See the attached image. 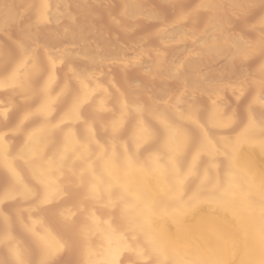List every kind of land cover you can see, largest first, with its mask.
Returning a JSON list of instances; mask_svg holds the SVG:
<instances>
[{"label":"bare ground","instance_id":"obj_1","mask_svg":"<svg viewBox=\"0 0 264 264\" xmlns=\"http://www.w3.org/2000/svg\"><path fill=\"white\" fill-rule=\"evenodd\" d=\"M85 1L0 0V264H264V0Z\"/></svg>","mask_w":264,"mask_h":264},{"label":"rangeland","instance_id":"obj_2","mask_svg":"<svg viewBox=\"0 0 264 264\" xmlns=\"http://www.w3.org/2000/svg\"><path fill=\"white\" fill-rule=\"evenodd\" d=\"M85 3L86 4H88V6L89 7H91V10L93 11V12H95L97 15H98V19H97V22H96V25L98 26V28L99 27H104L103 29L104 30H107L108 31V33L111 35V36H113L112 37V43L115 45L116 43L117 44H121L123 47H125V56H124V59H126L127 61H129V68L130 69H135L134 68V66L132 65V64H130L131 62H139V63H141V64H145V63H149V62H151L152 61V57L151 56H147L146 54L148 53V49H149V47H151L152 45H154V44H156V40H153V38L151 37V38H149L148 40L146 39L142 44H140V51L136 54L135 52H133L132 50H131V47H133V45H136V43L137 44H139V41H140V39L142 38V36L146 33V32H151V31H154V30H156L157 29V27H158V24L157 23H151V22H147V23H145V22H141L140 24H139V27L138 28H135V29H133L132 31H130L129 33H120V32H118L116 29H112V26L109 24V22H107V20H105V15H106V11H110V12H112L113 14H115V13H118L119 11H120V9H121V3H120V1L119 0H111V5L109 6V7H106V6H103L102 4H101V2H99V4L100 5H98L97 4V6L95 5V7L93 6V4L94 3H92V2H88L87 0L85 1ZM148 6H147V5ZM145 5H146V9L144 10L145 12L148 10V12L147 13H149V12H153V11H151V10H154V12H155V10L157 11V12H161V14H163L164 16H166L167 18H170L172 15V12H173V10H172V8H170L169 6H167V7H165L164 5H161V4H159L156 0H145ZM151 7V8H150ZM150 8V9H149ZM154 8V9H153ZM165 12H166V15H165ZM171 15V16H170ZM171 19V18H170ZM109 24V25H108ZM172 24V23H171ZM157 26V27H156ZM172 26H174V27H172V29L171 30H175V29H177V27L178 28H180V26H176V25H174V24H172ZM111 27V28H110ZM232 27H233V29H234V31L236 30L237 32H239L240 31V28L241 27H237L236 28V21H234V25H232ZM110 29V30H109ZM201 29H202V27H201ZM232 29V30H233ZM242 29V28H241ZM114 30V31H113ZM111 31L113 32V33H111ZM109 35V36H110ZM142 35V36H141ZM188 37H190V36H188ZM199 37V36H198ZM197 37V39H199ZM147 41V42H146ZM187 40H183L180 44H178V49L179 50H183V51H185V50H189V51H195V50H197L196 49V47L194 46V45H191V44H189V43H187L186 42ZM155 42V43H154ZM141 46H142V48H141ZM181 47V48H180ZM11 48H13V46L12 45H8L7 46V49H11ZM144 48V49H143ZM172 48V47H171ZM170 47H168L167 49H165L164 50V52H166L167 50H169L170 52H166L164 55L165 56H168V57H170L171 55H173V53H174V50L173 49H176V48H172L171 49ZM185 49V50H184ZM215 49H218V48H215ZM171 50H172V52L173 53H171ZM215 51V50H214ZM167 53H170V54H167ZM209 54H214L213 52L212 53H207V54H204L203 56L201 55V56H198V57H200V59L199 58H197L198 60H201L202 59V61L205 59V58H207V55H209ZM176 57H178L179 58V56H177L176 55ZM149 58V59H148ZM178 58H176V60L178 59ZM133 59V60H132ZM135 59V60H134ZM140 59V60H139ZM137 60V61H136ZM209 70L206 68V69H204V70H202V73H206V72H208ZM139 75L137 74V75H132V76H130V75H128L127 77V79L128 80H130V81H132V80H134L135 79V81L137 82V81H139V82H145L143 79H142V77L140 78V76L138 77ZM130 78V79H129ZM138 78V79H137ZM138 82V83H139ZM178 89V87H172L171 88V91H175V90H177ZM57 254H59V255H61V254H63L64 252L63 251H57L56 252Z\"/></svg>","mask_w":264,"mask_h":264},{"label":"snow or ice","instance_id":"obj_3","mask_svg":"<svg viewBox=\"0 0 264 264\" xmlns=\"http://www.w3.org/2000/svg\"><path fill=\"white\" fill-rule=\"evenodd\" d=\"M20 264H23V262H20ZM41 264H47V261L46 260H42Z\"/></svg>","mask_w":264,"mask_h":264}]
</instances>
